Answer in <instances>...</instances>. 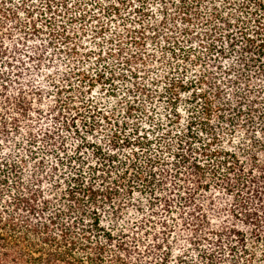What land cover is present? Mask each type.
<instances>
[{
    "label": "trees",
    "instance_id": "trees-1",
    "mask_svg": "<svg viewBox=\"0 0 264 264\" xmlns=\"http://www.w3.org/2000/svg\"><path fill=\"white\" fill-rule=\"evenodd\" d=\"M0 264H264V0H0Z\"/></svg>",
    "mask_w": 264,
    "mask_h": 264
}]
</instances>
